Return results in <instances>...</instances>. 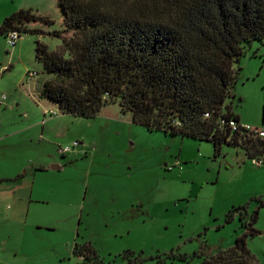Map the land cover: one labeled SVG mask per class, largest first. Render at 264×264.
Returning <instances> with one entry per match:
<instances>
[{"label": "rangeland", "instance_id": "1", "mask_svg": "<svg viewBox=\"0 0 264 264\" xmlns=\"http://www.w3.org/2000/svg\"><path fill=\"white\" fill-rule=\"evenodd\" d=\"M21 10L53 21L32 30L64 27L58 0H0V25ZM36 41L51 51L60 45L26 34L10 48L0 37V180L23 177L10 185L16 197L9 185L0 187V264H195L194 254L231 247L243 230L238 215L228 224L224 217L233 208L248 215L258 208L264 165L235 148L214 157L210 143L148 131L117 103L92 119L61 115L39 96L44 69ZM237 67L226 105L241 126L264 131V47L253 42ZM41 163L46 171L33 168ZM254 229L259 235L247 247L262 262L263 208ZM86 250L96 258L87 259Z\"/></svg>", "mask_w": 264, "mask_h": 264}, {"label": "trees", "instance_id": "2", "mask_svg": "<svg viewBox=\"0 0 264 264\" xmlns=\"http://www.w3.org/2000/svg\"><path fill=\"white\" fill-rule=\"evenodd\" d=\"M58 8L63 29L32 30L30 24L53 21L21 10L3 20L0 37L18 32L60 42L51 51L36 41L35 59L44 69L39 96L61 115L92 119L117 103L133 124L210 143L214 157L227 146L252 161L264 158V139L242 128L226 105L234 98L239 59L253 42L264 47V0H58ZM255 201L251 215L245 207L225 215L226 224L238 215L243 230L233 245L194 254L195 264H264L247 247L259 235L254 225L264 209V200Z\"/></svg>", "mask_w": 264, "mask_h": 264}, {"label": "built area", "instance_id": "3", "mask_svg": "<svg viewBox=\"0 0 264 264\" xmlns=\"http://www.w3.org/2000/svg\"><path fill=\"white\" fill-rule=\"evenodd\" d=\"M21 38L20 34L18 32H12V33H9L6 37V42H7V45L8 47L10 48H14L17 44V42L19 41V39ZM6 70V69H5ZM5 101V96H1L0 97V109H1V106H2V103ZM48 114L50 115H53V113L51 112H48ZM246 131L252 133V134H255L256 136H258L260 139H264V131L262 130H258V129H252L251 127L249 126H246V127H243ZM70 149L69 148H66L64 149L63 151L60 150L61 153L63 152H69ZM252 163L256 166H262L264 165V158L263 159H257V160H253Z\"/></svg>", "mask_w": 264, "mask_h": 264}, {"label": "crops", "instance_id": "4", "mask_svg": "<svg viewBox=\"0 0 264 264\" xmlns=\"http://www.w3.org/2000/svg\"><path fill=\"white\" fill-rule=\"evenodd\" d=\"M16 46H17V44H16ZM16 46H15V47H16ZM5 68H6L5 66L2 67V70H4ZM5 72H6V71H5ZM239 121H240V119H239ZM50 160H54V158H51ZM44 164H45V163H41V165H33V168L36 167L37 170H40V171H46V169H45L46 167H44ZM57 168H58V167H57ZM20 181H21V182L23 181V177H20V179H18V180H13V181H12V180H9V182L1 183V184H0V187L5 186L4 184H6L7 186H8V185H9V186L12 185V186L15 187L16 185H18V184L20 183ZM10 187H11V186H10ZM14 187H11V188H9V189H10V190L12 189V192H13V188H14ZM9 189H8V190H9ZM13 195H14V197H16V193L13 192ZM12 198H13V197H12ZM13 201L17 202V200H16L15 198L13 199ZM9 211L11 212L12 209L9 208ZM13 215H14V214H13ZM9 216L12 217L11 214H10Z\"/></svg>", "mask_w": 264, "mask_h": 264}, {"label": "water", "instance_id": "5", "mask_svg": "<svg viewBox=\"0 0 264 264\" xmlns=\"http://www.w3.org/2000/svg\"><path fill=\"white\" fill-rule=\"evenodd\" d=\"M54 169H57V168H54Z\"/></svg>", "mask_w": 264, "mask_h": 264}]
</instances>
